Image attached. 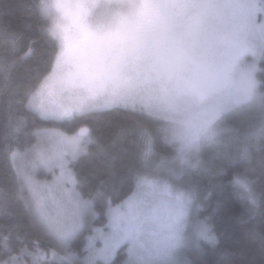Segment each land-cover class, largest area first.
I'll use <instances>...</instances> for the list:
<instances>
[{
	"label": "rangeland",
	"instance_id": "obj_1",
	"mask_svg": "<svg viewBox=\"0 0 264 264\" xmlns=\"http://www.w3.org/2000/svg\"><path fill=\"white\" fill-rule=\"evenodd\" d=\"M242 3L51 0L47 9L66 30L89 93L100 104L108 101L100 110L122 106L153 114L182 160L195 163L190 173L197 176L228 159L253 165L264 136V128L258 130L264 127V39L246 32ZM24 163L17 158L21 170ZM137 182L130 196L144 192L151 200H136L133 237L122 245L128 254L131 249L130 264H168L156 253L172 225L169 203L192 194L155 176Z\"/></svg>",
	"mask_w": 264,
	"mask_h": 264
},
{
	"label": "snow or ice",
	"instance_id": "obj_2",
	"mask_svg": "<svg viewBox=\"0 0 264 264\" xmlns=\"http://www.w3.org/2000/svg\"><path fill=\"white\" fill-rule=\"evenodd\" d=\"M39 6L47 10L44 0H32L28 5L26 14L32 20L39 19ZM242 7L246 32L264 39V0H243ZM2 31L9 50L41 60L37 64L39 78L24 93L27 109L61 127L37 130V142L24 146L20 132L25 117L10 115L4 124L0 155L10 161L15 183L0 198V216L6 220L0 224V264H130L131 249L124 254L121 245L133 237L130 225L136 200L147 205L151 196L144 192L137 198L128 195V179L117 175L115 169L119 158L115 141L108 143L83 123L108 101L98 103L87 82L79 77L70 41L60 24L48 28L40 20L26 23L22 30ZM76 89L81 94H76ZM17 158L25 162L22 170L16 165ZM85 161L93 165L102 161L105 178L92 183L81 168ZM217 176L222 182L212 187H202L192 175L181 178L193 195L176 197L169 203L174 213L172 225L156 260L162 256L168 264H208L201 241L213 246L219 243L211 226L213 215L208 212L216 189L229 187L239 196L242 214L264 219V169L257 173L245 166L240 174H234L231 165H222ZM15 203L22 204L27 225L14 217L11 209ZM220 203L217 200L216 207ZM258 237L259 261L244 260L242 264H264V230ZM255 251L250 248L242 255L252 256ZM221 255L236 253L226 248ZM225 264L235 262L227 260Z\"/></svg>",
	"mask_w": 264,
	"mask_h": 264
},
{
	"label": "trees",
	"instance_id": "obj_3",
	"mask_svg": "<svg viewBox=\"0 0 264 264\" xmlns=\"http://www.w3.org/2000/svg\"><path fill=\"white\" fill-rule=\"evenodd\" d=\"M31 2L32 0H0V135L3 134L4 124L10 115L23 116L25 124L20 132V139L24 146L35 144L37 130L61 127L56 121L40 119L26 107L24 93L40 76L37 68V64L41 63L40 58L24 57L22 51H11L4 44L3 29L22 30L26 23H39L40 20L48 28L55 27L54 15L48 9L43 10V6H39L41 9L39 19L32 20L27 16L26 10ZM24 51H27V48H24ZM5 66L7 71L4 70ZM260 77L264 81V71L260 73ZM83 123L90 126L96 135L105 138L108 143L115 141V150L119 153V158L115 161V169L117 175H126L128 195L132 194L137 186V180L143 176L167 179L175 187L191 193L183 186L181 178L191 175L195 163L187 165L189 161L192 163L193 161L182 160L177 143L168 141L162 122L153 114L115 106L93 111L84 118ZM262 128L264 127L261 125L259 129L257 127L258 130ZM259 133L263 135L264 131ZM258 147L256 160L250 165L257 173L264 169V136L258 142ZM222 165H231L234 174H240L245 167L240 160L228 159L210 166L208 175L200 173L193 176V181L198 182L202 187H212L221 183L222 178L217 176V172ZM81 168L84 173L89 174L92 183H96L97 179L105 178L102 161L97 162L96 165L85 161ZM226 179L223 178L225 185ZM14 183V169L10 161L0 155V198H3ZM217 200L221 202L219 207H216ZM11 211L16 219L27 225L28 218L23 212L21 203H15ZM208 212L213 215L211 226L214 227L219 240L215 246L207 241H201V247L206 253L204 259L208 264H217V262L225 264L227 260H232L235 264H242L244 260L259 261L258 234L264 230V219L259 217L249 219L247 215L242 214L239 196L227 186L214 191ZM5 222V218L0 216V224ZM25 230L31 231L27 228ZM226 248L234 251L236 255L222 256ZM250 248L256 249L254 255H242ZM121 249L124 254H128L125 245H122Z\"/></svg>",
	"mask_w": 264,
	"mask_h": 264
},
{
	"label": "clouds",
	"instance_id": "obj_4",
	"mask_svg": "<svg viewBox=\"0 0 264 264\" xmlns=\"http://www.w3.org/2000/svg\"><path fill=\"white\" fill-rule=\"evenodd\" d=\"M44 4L47 6V8L51 5V0H44Z\"/></svg>",
	"mask_w": 264,
	"mask_h": 264
}]
</instances>
